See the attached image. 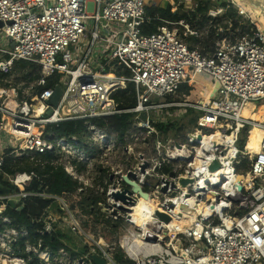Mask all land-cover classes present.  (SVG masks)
<instances>
[{"label":"built area","instance_id":"obj_1","mask_svg":"<svg viewBox=\"0 0 264 264\" xmlns=\"http://www.w3.org/2000/svg\"><path fill=\"white\" fill-rule=\"evenodd\" d=\"M219 1L234 6L251 30L235 42L216 40L209 55L189 48L183 36L198 32L186 24L165 21L143 33L150 20L145 0H0V75H10L17 61L41 68L36 90L24 98L5 97L0 81V185L8 189L0 193V264H95L93 255L107 264H264V139L256 152L248 139L239 146L245 131H264V123L242 114L264 100V28L243 1ZM202 75L210 81L207 104L175 98ZM129 84L136 103L121 110L113 95ZM57 86L62 92L53 106ZM63 104L68 114L58 113ZM188 109L198 111L190 130L158 126L183 119ZM123 112L132 121L121 138L91 122ZM78 120L81 133L49 130ZM138 144L144 151L135 153ZM116 148L123 156L110 164ZM23 163L31 168L18 170ZM50 165L77 184L75 195L104 197L97 205L116 236L87 230L69 193L49 191ZM130 172L147 199L122 181ZM181 179L192 182L182 186ZM125 189L124 201L113 197ZM28 199L48 205L20 225L10 210H23ZM63 227L76 248L46 243ZM118 250L130 263L115 259Z\"/></svg>","mask_w":264,"mask_h":264},{"label":"trees","instance_id":"obj_2","mask_svg":"<svg viewBox=\"0 0 264 264\" xmlns=\"http://www.w3.org/2000/svg\"><path fill=\"white\" fill-rule=\"evenodd\" d=\"M204 0H198L195 2L196 8L193 9L191 13H187L182 9L183 3H178V6L181 7L179 9H176V5L169 4L166 8L159 7V6H146V15L149 17V21L145 22L142 26L143 33L149 34L156 31L157 27L162 25L165 21L173 22V23H192L194 20L197 19L198 15L201 13H204V11L207 10L206 5H202V2ZM214 2V0H213ZM223 6H227V4L224 2L222 3ZM226 14L225 18L228 19V22L232 24V29L236 30L237 28H240L241 30H244V28H251V25H244L241 23H238L239 19H242V17L238 14L236 9H230L226 8ZM204 16V15H203ZM208 19H211L210 17H201V21L205 22ZM221 20V17H213V22H219ZM244 22V20H243ZM188 25V24H186ZM189 26V25H188ZM190 28V27H189ZM193 28V27H191ZM227 28V27H225ZM210 39H206V44L204 42V45L200 46L199 49L204 54L211 55L214 51L215 41L218 39H221L219 33H214L213 31L209 35ZM184 41L188 44L189 48L193 49L196 48L197 45L200 43V37H197L196 35H190L187 34L186 36H183ZM235 42V41H233ZM197 43L196 46H193ZM15 67L18 70L27 69L29 68V71L22 76V79L26 81H34L37 79L40 75V66L37 64H31L26 61H17L15 63ZM53 81L48 82L47 86H52ZM191 92V88L187 87L186 85H183L180 89V93L184 94L185 97L189 95ZM114 99L117 101L119 109L121 110H127L130 108H133L136 103L134 88L132 85H127L125 89L118 90L113 95ZM209 101V100H208ZM192 109L189 111L191 112ZM198 114L192 118H190L189 122L193 123L194 120ZM132 121V113L129 112H123L120 114H116L113 116L108 117H99V118H93L91 119V122L101 126L109 128L110 130L114 131L118 134V137L121 138L126 130L129 128ZM163 131H166L177 127V122H173L170 119L163 124L158 125ZM85 126L83 121H67L64 122L58 126H51L49 127V130L54 131L58 135H69V134H77L81 133L84 130ZM246 141V131L241 136L239 146L242 147V145ZM254 142V141H252ZM244 167V164H243ZM31 167L29 163H23L19 165L18 170H29ZM4 170L7 172H12L13 170L10 168V166L7 164L4 166ZM38 172L41 173L38 169ZM48 173V176L46 178V182L48 184V189L51 193H63L67 192L70 196L69 202L72 208L76 211V209H80L84 213H88V215L93 214L94 205L97 204L98 201H100V197L93 196L91 193H86L84 195H75V191L77 188V184L71 180V178L66 174V172L60 168V167H53L49 166L46 170ZM48 205V201L42 200V199H28L26 201L25 207L22 211H15L10 210L11 214L14 216L17 223L20 225H27L29 224V218L37 217L42 213V209ZM84 226H88V221L85 222ZM65 238V235L60 230L52 231L51 235L45 236L46 243L53 249H56L60 246H65L67 248H70L63 240ZM115 259L118 262H129L124 259L122 251L118 250L115 253ZM130 263V262H129Z\"/></svg>","mask_w":264,"mask_h":264},{"label":"rangeland","instance_id":"obj_3","mask_svg":"<svg viewBox=\"0 0 264 264\" xmlns=\"http://www.w3.org/2000/svg\"><path fill=\"white\" fill-rule=\"evenodd\" d=\"M174 1L176 2V4H175L176 7L174 6L176 9L181 8L178 6V2L183 3V4H181L182 9H184V11H186L187 13H191L193 11V9L196 8L195 2L198 0H174ZM222 3H224V2L219 1V0H214V2H213V0H204L202 2V5H206L207 10L204 11V13L199 14L197 19L194 20L192 23H190V22L186 23L189 25L190 29L197 31L198 34L196 36L200 37L199 45H197V43H196L193 46L197 45V47H200V46L204 45V42L206 41V39L207 38L210 39L209 35L212 31L214 33H219L220 37L222 39H224L225 41H230V42L237 41L245 33L250 32V30H251L250 27H249V29L246 27V28H244V30H241L240 28H237L236 30L232 29V24H230L228 22V19L225 18L226 17L225 12H226V10H228V9H226L227 6H223ZM159 5H161V4L159 3ZM228 8L233 9L234 6L230 5ZM203 15L206 17H210L211 19H208L207 21L202 22L201 17H204ZM213 17H221V20L219 22H213L212 21ZM238 23L246 25L243 22V18L239 19ZM191 27H193V28H191ZM225 27H227V28H225ZM183 30H184V28L182 27L181 31H183ZM205 44H206V42H205ZM8 47H10V46L8 45ZM31 64H33V63H31ZM28 71H29V68L18 70L14 66L13 72H11L10 75H0L1 84L5 88V92H6L5 97L24 98V97L30 96L34 93V91L36 90V81H26V80L22 79V76L25 75ZM208 82H209L208 76L202 75L198 78L197 84L192 86L191 92L189 93V95L187 97H185L184 94L180 93L175 98L179 99V100H187V101H192V102H197V103H203L205 99L209 100L210 90H209V83ZM159 100H162V98H160ZM261 102L264 103V100L259 101V102H252L251 105L249 106V108H252V107H254V108L250 109V111H255V109L257 108V106L259 104H261ZM37 108H39V105L37 106ZM168 110L170 112H172V115H173L174 111H172V108L171 109L169 108ZM189 110L190 109L187 110L188 112L185 114V117L183 119H179L178 121L174 120L177 122V127L172 128L173 130L184 132L185 130L191 129L192 123L189 122V120L191 117L196 116L198 114V111L191 110V112H190ZM162 115L164 117H166L168 115V114H166V110H163ZM171 117H175V116H171ZM248 138H249V133L246 132V139H248ZM2 146H4L3 143H2ZM116 149H117L116 154H112V156H107L109 158L110 164L118 162L120 160V158L123 156L122 151L119 150L118 148H116ZM143 151H144V148L140 147V145L138 144L136 149H135V153L143 152ZM247 165H248V160H245L244 167L246 168ZM95 170L100 171V165L96 164ZM98 181H104V179L99 178ZM68 196H70V195H68ZM68 196H67V198H68ZM93 196H98V195H96L93 192ZM98 197H100V200L104 199L103 196H98ZM93 206H94V209H93L92 215L91 214L88 215V213H84L80 209H76V211H75L81 217L83 224H85V222L88 221V226H86V229L87 230L89 229L92 231L100 230V233L104 238H108L109 236L110 237L116 236V231L118 230V228L112 229V222H110L108 219H106L104 217V215L101 213L98 205L93 204ZM60 229H61L62 233L65 235V238L63 241L70 248L74 247V244L76 243L75 242L76 238L73 235H71L67 231L66 228L63 227Z\"/></svg>","mask_w":264,"mask_h":264},{"label":"water","instance_id":"obj_4","mask_svg":"<svg viewBox=\"0 0 264 264\" xmlns=\"http://www.w3.org/2000/svg\"><path fill=\"white\" fill-rule=\"evenodd\" d=\"M243 1L244 3H246L252 10L253 12L256 14L258 20L260 21V23L262 24L263 28H264V0H241ZM3 26V22L0 21V28ZM14 44L12 43L11 44V47H13ZM61 88L59 86L55 87L54 89V92H53V95L51 97V104L53 106L57 105L58 101H59V98L61 96ZM52 110H48L47 111V114H51ZM140 118L142 119V121H145L146 120V112H142L140 113ZM148 166L147 163H144L142 164L141 166V171L144 172V169ZM219 167L218 163L217 162H214L213 165L211 166L212 169H217ZM129 176L132 177V178H135V174L133 172H130L128 177L125 176L122 178V181L131 186V192H136L139 194V196L143 199H147L148 198V195L147 193L143 192L141 187L134 181H131V179H129ZM113 177H111L112 179ZM189 182H192V180L190 179H181V185L182 186H186ZM167 190V187H164L162 189L163 192H166ZM128 191L127 189H125L123 192H117V193H114L113 194V197L116 199V200H122L124 201L127 197L125 196V192ZM129 191V192H130ZM8 192V189L7 188H4V187H1L0 185V193H6ZM10 207L11 208H15L16 205L13 201H9L8 202ZM183 208H185V206H183ZM16 211H21L22 208H15ZM156 215L165 220V221H169V216L159 212V211H156ZM92 259L94 261L95 264H107L106 261L96 255H93L92 256Z\"/></svg>","mask_w":264,"mask_h":264},{"label":"bare ground","instance_id":"obj_5","mask_svg":"<svg viewBox=\"0 0 264 264\" xmlns=\"http://www.w3.org/2000/svg\"><path fill=\"white\" fill-rule=\"evenodd\" d=\"M167 1V0H166ZM168 3V2H167ZM162 5H164V2H162ZM209 101L206 100L205 103L207 104ZM249 104L246 105V107L243 109L242 114L245 117L254 119V121H257L258 123H264V103H261L257 106L255 111H250ZM37 108V107H36ZM38 110L41 109V105L39 104ZM70 112L69 107L66 104H63L62 107L59 109V114H68ZM216 138V137H215ZM264 139V131L255 125L252 127L251 132L249 134V138L247 141V146L249 149H251L253 152H256L260 149V144L262 140ZM254 141V142H252ZM214 197L212 193H209V198Z\"/></svg>","mask_w":264,"mask_h":264},{"label":"crops","instance_id":"obj_6","mask_svg":"<svg viewBox=\"0 0 264 264\" xmlns=\"http://www.w3.org/2000/svg\"><path fill=\"white\" fill-rule=\"evenodd\" d=\"M145 2H146V4H147V6H163V8H166L168 5H169V3L171 4V5H175L176 4V2L174 1V0H145ZM162 2H164V5H162ZM168 2V3H167ZM159 3L161 4V5H159ZM179 3V2H178ZM209 83V86H210V81L208 82ZM205 86V85H204ZM16 211V210H15ZM74 248H76V244H74V247H72V249H74ZM71 249V250H72Z\"/></svg>","mask_w":264,"mask_h":264}]
</instances>
